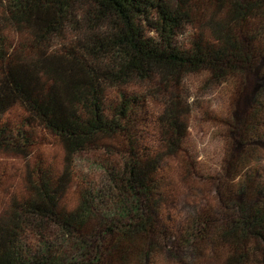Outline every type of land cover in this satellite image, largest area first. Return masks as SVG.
Wrapping results in <instances>:
<instances>
[{"label":"trees","instance_id":"obj_1","mask_svg":"<svg viewBox=\"0 0 264 264\" xmlns=\"http://www.w3.org/2000/svg\"><path fill=\"white\" fill-rule=\"evenodd\" d=\"M203 71L232 83L230 140L217 200L173 214L163 168L188 135L182 83ZM137 82L169 94L157 148L140 123L161 90ZM51 142L61 166L43 158ZM92 150L107 159L88 187L74 159ZM0 153L26 169L0 213V264H264V0H0Z\"/></svg>","mask_w":264,"mask_h":264},{"label":"rangeland","instance_id":"obj_2","mask_svg":"<svg viewBox=\"0 0 264 264\" xmlns=\"http://www.w3.org/2000/svg\"><path fill=\"white\" fill-rule=\"evenodd\" d=\"M169 1L172 2V0ZM186 34L179 36L176 40L180 47L187 45L188 36ZM67 43H69L68 40L63 43L55 42L53 48L60 50ZM154 87L137 82L130 89L143 93L151 92L152 89L161 90L160 93L155 92L156 97L151 101L150 119L147 118L142 121L143 123H140V131L143 136H146L145 138L149 140L153 148H157L159 134L154 121L161 113L169 94L164 93L157 85ZM232 90L231 82L227 81L223 84L212 82L209 74L204 71L188 75L182 83L180 99L190 112L188 135L180 159L167 160L163 168L164 175L170 177L171 182H176L174 186L178 187V190L173 192V198L178 204L172 210L173 214H181L182 205L185 202L204 204L217 200L222 161L230 140L225 121L229 118L230 103L234 96ZM9 116L11 119H17L20 117V111L14 110ZM41 152L45 154L43 158L46 161L55 162L56 166L62 165V161H64L62 150L53 142L43 145ZM106 159L104 153L93 150L75 157L77 183L81 184V180H86L88 187L97 186L102 180L103 172L98 170V166L95 164L106 162ZM111 161L113 162V159ZM189 163L195 165L196 175L194 178L187 179L190 180V183H187L181 180L187 178V173H191L189 170L192 171V165L190 166ZM261 168L264 174V162L261 164ZM25 170L24 162L21 159L0 153V213L8 201L9 195L20 191ZM80 174L82 176L79 181ZM78 184H73L67 195L66 201L71 205L76 203L78 198V190L81 187Z\"/></svg>","mask_w":264,"mask_h":264}]
</instances>
